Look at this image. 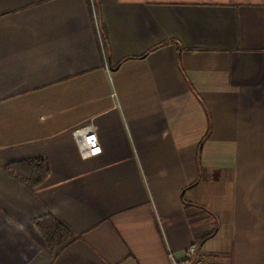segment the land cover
Masks as SVG:
<instances>
[{
    "label": "crops",
    "instance_id": "1",
    "mask_svg": "<svg viewBox=\"0 0 264 264\" xmlns=\"http://www.w3.org/2000/svg\"><path fill=\"white\" fill-rule=\"evenodd\" d=\"M102 149L80 160L71 132ZM43 158L33 190L5 165ZM71 238L51 253L32 220ZM264 264V0H0V264Z\"/></svg>",
    "mask_w": 264,
    "mask_h": 264
},
{
    "label": "trees",
    "instance_id": "2",
    "mask_svg": "<svg viewBox=\"0 0 264 264\" xmlns=\"http://www.w3.org/2000/svg\"><path fill=\"white\" fill-rule=\"evenodd\" d=\"M4 169L33 190L40 187L49 175V165L45 159L40 157L9 163ZM32 224L41 233L51 253L71 238L68 228L52 214L35 218Z\"/></svg>",
    "mask_w": 264,
    "mask_h": 264
},
{
    "label": "built area",
    "instance_id": "3",
    "mask_svg": "<svg viewBox=\"0 0 264 264\" xmlns=\"http://www.w3.org/2000/svg\"><path fill=\"white\" fill-rule=\"evenodd\" d=\"M75 148L80 160H89L99 156L102 152L96 129L93 123L85 124L71 132ZM175 264H210L202 257L196 245L188 247L184 252V257Z\"/></svg>",
    "mask_w": 264,
    "mask_h": 264
}]
</instances>
